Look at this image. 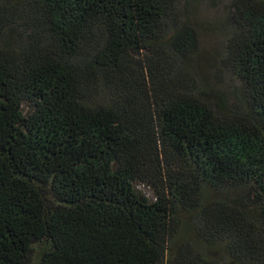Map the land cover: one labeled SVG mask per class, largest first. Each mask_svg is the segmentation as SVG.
<instances>
[{
    "label": "trees",
    "instance_id": "16d2710c",
    "mask_svg": "<svg viewBox=\"0 0 264 264\" xmlns=\"http://www.w3.org/2000/svg\"><path fill=\"white\" fill-rule=\"evenodd\" d=\"M204 1L0 0V264H264V0L212 27L229 89Z\"/></svg>",
    "mask_w": 264,
    "mask_h": 264
},
{
    "label": "rangeland",
    "instance_id": "374dc122",
    "mask_svg": "<svg viewBox=\"0 0 264 264\" xmlns=\"http://www.w3.org/2000/svg\"><path fill=\"white\" fill-rule=\"evenodd\" d=\"M226 3L225 0H205L198 6V19L205 28L201 32L200 51L192 58L191 66L198 81L209 83L213 87L229 89L234 84L233 77L226 73L222 80H219L216 75L220 59L225 53V37L221 32L212 29L217 22L223 20ZM32 109L28 102L23 104L22 110L25 115ZM133 184L135 189L149 200L155 199L156 194L152 185L139 180Z\"/></svg>",
    "mask_w": 264,
    "mask_h": 264
}]
</instances>
